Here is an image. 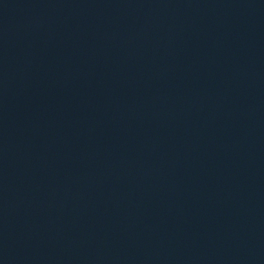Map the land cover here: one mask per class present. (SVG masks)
Wrapping results in <instances>:
<instances>
[{"label": "water", "instance_id": "1", "mask_svg": "<svg viewBox=\"0 0 264 264\" xmlns=\"http://www.w3.org/2000/svg\"><path fill=\"white\" fill-rule=\"evenodd\" d=\"M0 264H264V0H0Z\"/></svg>", "mask_w": 264, "mask_h": 264}]
</instances>
